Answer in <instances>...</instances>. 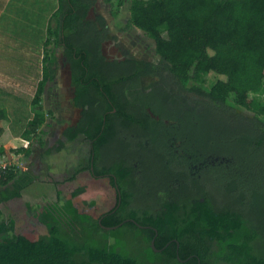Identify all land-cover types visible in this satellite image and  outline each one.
<instances>
[{
	"label": "trees",
	"instance_id": "1",
	"mask_svg": "<svg viewBox=\"0 0 264 264\" xmlns=\"http://www.w3.org/2000/svg\"><path fill=\"white\" fill-rule=\"evenodd\" d=\"M105 1L116 18L123 0ZM128 2L121 31H143L154 58L108 57L104 45L117 36L97 0H57L48 39L61 48L79 118L53 148L78 145L87 163L40 176L6 165L0 264H264V102L254 95L264 91V0ZM43 61L25 140L43 132L42 94L58 70L54 51ZM210 73L218 77L207 87ZM7 113L0 108V121ZM112 116L129 131L128 177L141 169L152 185L128 182V194L154 203H109L116 189L105 175L104 140ZM114 145L117 155L122 144ZM37 179L52 183L63 203L25 200L22 190ZM96 183L104 191L92 192Z\"/></svg>",
	"mask_w": 264,
	"mask_h": 264
},
{
	"label": "rangeland",
	"instance_id": "2",
	"mask_svg": "<svg viewBox=\"0 0 264 264\" xmlns=\"http://www.w3.org/2000/svg\"><path fill=\"white\" fill-rule=\"evenodd\" d=\"M20 0L14 2V6L18 8ZM26 3L25 11L20 8V12L15 19L8 20L6 15L0 17V59L22 58L33 76L30 81L26 82V97L20 101L23 107L20 113H11L10 119L4 122V126L8 125L9 130L13 132V136H21V132L26 125L27 120L32 116L29 109L30 98L33 97L36 90L37 82L41 77V68L44 64V55L54 51L58 60V70L54 80L49 82L42 94V106L45 114V121L41 127L42 134L32 135L28 140L31 152L27 155L15 154L10 152L12 145L19 146L20 140L13 142L12 145L6 144L2 148L0 145V164L16 165L20 173L26 171L35 176L45 175L48 172H68L72 173L80 165L87 163V156L77 152V146L73 144H65L60 151H55L54 146L57 144V135L61 126L72 125L77 117V109L70 103V82L68 77V68L63 64L61 48L53 44V40L48 39L47 23L50 15L57 7V0H21ZM21 3V4H22ZM128 0H123L119 14L116 18L109 13V5L105 0H97L96 11L103 14L106 18L109 28L118 38V43L112 45L111 42L104 45V53L108 57H120L123 55L151 59L156 56L153 41L145 35L143 31L136 27H130L121 31L128 19ZM12 17V16H11ZM8 27V29H7ZM9 28H13L12 31ZM9 72V64L0 66V74ZM217 75L210 73L205 76L204 83L207 87L211 86L217 79ZM151 80L145 78L144 82ZM23 84V83H22ZM255 97L264 102V91L259 90L254 93ZM1 106V104H0ZM9 130H7L9 132ZM1 134V133H0ZM8 135V133L6 134ZM5 135H0V141H4ZM40 137L43 142L40 143ZM51 142L53 143L50 146ZM16 146V147H17ZM50 146V147H49ZM51 148V152L46 154V149ZM92 192H98L102 184H94ZM100 187V188H98ZM26 200L35 203L40 202H58L55 189L52 183L34 180L26 188L23 189ZM24 198V197H23ZM25 199V198H24Z\"/></svg>",
	"mask_w": 264,
	"mask_h": 264
},
{
	"label": "flooded vegetation",
	"instance_id": "3",
	"mask_svg": "<svg viewBox=\"0 0 264 264\" xmlns=\"http://www.w3.org/2000/svg\"><path fill=\"white\" fill-rule=\"evenodd\" d=\"M99 13V12H97ZM101 14V13H99ZM103 15V14H102ZM118 43V38L115 41H111L112 45H115ZM125 57H131V56H127V55H123ZM122 56V57H123ZM69 77V76H68ZM70 82V80H69ZM71 85V84H70ZM73 87L71 86L70 88V98H69V103L72 105L71 100H72V96H73ZM75 109H77V117L73 122V125L76 124L78 118H79V110L78 108L74 107ZM116 115V114H115ZM167 122V121H166ZM124 121H118V120H114V116L109 117L108 120L105 121L106 124V138H105V142H108V156L106 157V161H105V165L107 168V171L105 173L106 177L112 180V183L114 185V188L116 189V198H114L112 200V198H110V202L109 203H154L153 200H147V201H143L140 200L137 196H135L134 194L129 195L128 194V186L129 183H134L135 188L137 187L139 188H150L151 186H147L146 184H143V176H145L142 172L141 169H135L134 170V174H133V179L128 177V172L129 169L126 166V159H127V153L128 150H126L123 146V143L127 140V136H129L128 134V130L125 129L124 126ZM68 125H63L61 126V129L59 131V134L57 135V139H61L63 138V130L65 127H67ZM117 141H120L122 144V147H120V151L117 152V155L113 153V149L115 147V143ZM52 142L50 144V146H52ZM49 146V147H50ZM63 149V148H62ZM60 151V150H58ZM187 156H190L187 154ZM134 165H136V163L134 162ZM91 170H93V166H91ZM150 173V172H149ZM96 176H100L95 174ZM117 176L120 178V182L118 181ZM108 190L111 189L112 190V184L108 183L107 184ZM148 192V191H147ZM140 197V196H139ZM220 203H225L223 201H220ZM230 203H235V202H230Z\"/></svg>",
	"mask_w": 264,
	"mask_h": 264
},
{
	"label": "crops",
	"instance_id": "4",
	"mask_svg": "<svg viewBox=\"0 0 264 264\" xmlns=\"http://www.w3.org/2000/svg\"><path fill=\"white\" fill-rule=\"evenodd\" d=\"M15 1L16 0L6 1L3 9L0 11V17H2L3 15H6V18L8 20H11L12 18V21H13V19H15L18 14L24 15L23 12H20V8L22 7V9L25 11L26 3L24 2L22 3V1L20 0L19 1L20 5L17 8L13 5ZM16 20L17 19H15V21ZM9 29H11L12 31L13 28H9ZM21 59L22 58H19V59L14 58V59H6V60L0 59V66L5 63L9 64V72L7 74H0V104H1L0 108H5L8 112L7 115L9 117H10V112L11 113H19V112L21 113L22 109H24L23 107H26L25 105L23 106L20 101L23 99L22 97H26V90H27L26 82L30 81L33 78L31 71L27 67H24V65L26 64L25 62L26 60L24 59L25 60L24 61ZM31 99L32 97L30 98V100ZM28 110H30V102H29ZM14 116L16 118V114H14ZM14 116H11V117L13 118ZM9 117L8 119L11 118ZM12 118L10 120V123L12 122ZM7 120H1V121H7ZM1 121H0V128H2V132L0 135H2V137L3 135L6 136L4 139L5 142L0 141V145H2V147L6 146V144L12 145L13 142L17 140H20L19 146H28L27 145L28 140L23 139L21 136H17L15 138L13 136V132L9 130L10 127L8 128V125H6L5 127L3 124L4 122L1 123ZM7 130H9V132ZM7 133L8 135H6ZM16 146L17 145H12L10 148H15ZM13 155H15V153H13ZM45 183H48V182H45ZM22 196L25 198V200L27 199L25 197L24 190H22Z\"/></svg>",
	"mask_w": 264,
	"mask_h": 264
},
{
	"label": "water",
	"instance_id": "5",
	"mask_svg": "<svg viewBox=\"0 0 264 264\" xmlns=\"http://www.w3.org/2000/svg\"><path fill=\"white\" fill-rule=\"evenodd\" d=\"M127 220H129V219H127ZM132 221L135 222L134 220H132ZM118 225H119V224H118ZM118 225H114V226H103V228H105V229H107V230H110V229H114V228H116ZM150 245H151V247H152V249H153L154 251H160V250H161V249H158V248L155 247V245H154V240H153V239L151 240Z\"/></svg>",
	"mask_w": 264,
	"mask_h": 264
},
{
	"label": "built area",
	"instance_id": "6",
	"mask_svg": "<svg viewBox=\"0 0 264 264\" xmlns=\"http://www.w3.org/2000/svg\"><path fill=\"white\" fill-rule=\"evenodd\" d=\"M7 164H0V174L2 172V170L6 167Z\"/></svg>",
	"mask_w": 264,
	"mask_h": 264
}]
</instances>
